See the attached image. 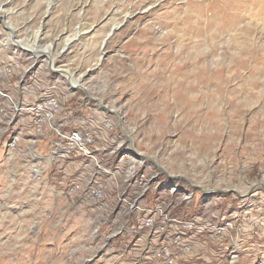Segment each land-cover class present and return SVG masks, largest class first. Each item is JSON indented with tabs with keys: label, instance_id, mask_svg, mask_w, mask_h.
<instances>
[{
	"label": "rangeland",
	"instance_id": "374dc122",
	"mask_svg": "<svg viewBox=\"0 0 264 264\" xmlns=\"http://www.w3.org/2000/svg\"><path fill=\"white\" fill-rule=\"evenodd\" d=\"M263 228L264 0H0V264H264Z\"/></svg>",
	"mask_w": 264,
	"mask_h": 264
},
{
	"label": "bare ground",
	"instance_id": "6f19581e",
	"mask_svg": "<svg viewBox=\"0 0 264 264\" xmlns=\"http://www.w3.org/2000/svg\"><path fill=\"white\" fill-rule=\"evenodd\" d=\"M6 24L9 26H11V24H10V22L8 21V22H6ZM13 31V30H12ZM79 31V30H78ZM82 36V31H79V32H77L72 38H68L66 41H67V43H66V48L68 49L70 46H71V44L76 40V39H79L80 37ZM17 44L20 46L21 45V43L20 42H17ZM48 49V51H45L44 53H48V55H46L47 57L49 56L50 58H49V61H50V63H51V69L52 70H54V67H55V64H54V59H53V56H51L52 55V51H53V46H50V47H48L47 48ZM46 49V50H47ZM27 52H29V53H31V55H33V56H37V58H40V57H42V56H40L38 53H36V52H34V51H27ZM51 52V53H50ZM49 54H51V55H49ZM41 59V58H40ZM39 59V60H40ZM60 76H59V78H60V80L61 79H65V80H69L70 82H71V86H70V88H69V90H68V92L71 94V93H74L75 91H77L78 90V87L82 84V82L85 80V76H86V78L88 77V76H91L92 75V72H90L89 74H84L83 76H81V77H79V78H77V80H75L74 79V76L73 75H71L69 72H65V71H62V70H60ZM89 78V77H88ZM182 79V78H181ZM183 83V82H182ZM187 85V84H186ZM177 86V85H176ZM179 86V85H178ZM80 87H82V85L80 86ZM82 88H84V87H82ZM177 88V87H176ZM171 89H173V88H171ZM184 89V88H183ZM177 90V89H176ZM167 93V92H166ZM168 94V93H167ZM162 101V100H161ZM175 103V102H174ZM179 104V103H178ZM156 106V105H155ZM176 107V106H175ZM170 111V110H169ZM174 111V110H173ZM232 130V129H231ZM207 131V130H206ZM82 136H84V135H82ZM232 139V138H231ZM256 192L258 191V189H256L255 190ZM248 192V191H247ZM253 197H250V198H248V197H246V199H245V201H249V203H250V201L251 200H253L252 199ZM261 231H263L264 232V228L263 229H261ZM261 233V232H260ZM264 234V233H263Z\"/></svg>",
	"mask_w": 264,
	"mask_h": 264
},
{
	"label": "built area",
	"instance_id": "2783aa9c",
	"mask_svg": "<svg viewBox=\"0 0 264 264\" xmlns=\"http://www.w3.org/2000/svg\"><path fill=\"white\" fill-rule=\"evenodd\" d=\"M60 137H62L61 138L62 140L65 139L68 142H70V146H71L72 150H77L79 153L90 155L91 156L90 158L94 159V156H92L87 150L86 141L83 138H81L80 135L78 133H76L75 131H71V132H69L68 134H65V135L61 134ZM159 213H161V215L163 216V212L162 211H159ZM154 218L155 217H150L148 219L147 226L151 225V223L154 222ZM168 255H169L168 248L164 249V247H162L161 250L159 251V254H158V257L160 258L159 261H161L163 264H173V261L169 260L167 258Z\"/></svg>",
	"mask_w": 264,
	"mask_h": 264
}]
</instances>
